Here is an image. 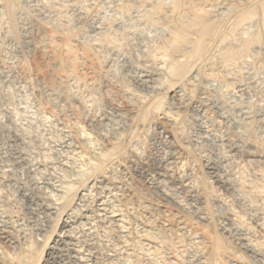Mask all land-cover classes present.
<instances>
[{
  "label": "rangeland",
  "instance_id": "obj_1",
  "mask_svg": "<svg viewBox=\"0 0 264 264\" xmlns=\"http://www.w3.org/2000/svg\"><path fill=\"white\" fill-rule=\"evenodd\" d=\"M110 2L0 0V264H50L51 248L58 264H264V162L229 142L237 110L263 103L212 76L224 48L264 39V0H182L216 26L176 62L165 27ZM164 156L161 192L150 177ZM226 212L244 243L221 233Z\"/></svg>",
  "mask_w": 264,
  "mask_h": 264
},
{
  "label": "bare ground",
  "instance_id": "obj_2",
  "mask_svg": "<svg viewBox=\"0 0 264 264\" xmlns=\"http://www.w3.org/2000/svg\"><path fill=\"white\" fill-rule=\"evenodd\" d=\"M54 1V0H53ZM73 1V0H72ZM92 1V0H90ZM96 1V0H95ZM110 4L112 3L115 8L119 10V12H125V13H131L137 9L143 10V17L148 21H158L160 25L164 28H166V36L165 39L163 38L164 42L161 47V49L167 54V58L169 57L172 61H175V58L181 51H183L184 47L186 46H193V50L196 52L198 49V45L201 44L204 40L208 37H210V34L213 31L214 26H216L214 23H212L213 19L211 18V11L209 10H203V9H195L192 11L190 8L187 10L184 9L189 13L191 12V17H189V20H184L181 16L182 11H185L182 9V0H174V2L169 6L161 5L157 0H110ZM164 1V0H163ZM169 1V0H168ZM186 1V0H185ZM79 2L83 3L84 6L89 2V0H79ZM184 2V0H183ZM61 3V2H60ZM91 3V2H90ZM108 3V1H107ZM162 3V2H161ZM66 4V3H65ZM111 4V5H112ZM188 4V3H187ZM81 5V6H82ZM109 5V4H108ZM110 5V6H111ZM184 5V4H183ZM77 6V5H76ZM80 6L78 11L83 10V8ZM109 6V7H110ZM189 6V5H187ZM79 7V6H78ZM194 7V6H193ZM45 8V7H44ZM66 8V7H65ZM114 8V9H115ZM209 8V7H208ZM86 9V8H84ZM142 10L139 13L142 12ZM86 10H84L85 12ZM115 11V10H114ZM113 11V12H114ZM138 11V10H137ZM136 11V12H137ZM209 11V12H208ZM109 12V11H108ZM80 13V12H79ZM78 13V14H79ZM134 13V12H133ZM132 13V14H133ZM183 12V14H188ZM54 14V13H53ZM137 14V13H136ZM141 15V14H140ZM37 16V15H36ZM80 16V15H78ZM186 16V15H185ZM222 16V15H221ZM47 17V16H46ZM120 17V16H119ZM124 17V16H122ZM130 17V15H129ZM186 18V17H185ZM45 19V18H44ZM116 19V18H115ZM141 20V18H140ZM144 20V21H146ZM245 20V19H244ZM24 21V20H23ZM120 21V20H119ZM47 22V21H46ZM93 22V21H92ZM157 22V23H158ZM150 23V22H149ZM154 23V22H153ZM115 24V23H114ZM214 24V25H213ZM240 24V23H239ZM122 25V24H121ZM131 25V24H130ZM126 26V25H125ZM251 26V25H250ZM143 27V25H142ZM151 27V26H150ZM24 28V27H23ZM216 28V27H215ZM117 29V28H116ZM234 30V29H233ZM125 31V30H124ZM137 31V30H136ZM236 31V30H235ZM126 32V31H125ZM133 32V31H132ZM191 33L196 34L197 40L195 44L190 41L189 35ZM135 35V34H134ZM193 35V34H192ZM247 35V34H246ZM103 36V35H102ZM213 36V35H212ZM242 36V35H241ZM241 38V37H240ZM245 38V37H244ZM238 39V38H237ZM243 40V39H242ZM160 43V42H159ZM224 43V42H223ZM206 44V42H205ZM154 45V44H153ZM195 45V46H194ZM202 45V44H201ZM202 45V46H203ZM226 46V45H225ZM156 47V46H155ZM156 49V48H155ZM160 49V48H159ZM153 50V49H152ZM187 50V49H186ZM189 51V50H188ZM192 51V50H191ZM151 52V51H150ZM186 52V51H185ZM190 53V52H189ZM154 54V53H152ZM162 54V53H161ZM163 54V55H165ZM197 54V52H196ZM262 54L264 58V39H260L259 36L256 34L251 36L249 39L244 40L239 45H229L228 48H224L219 57L221 58V63L218 64V67L212 71V76H215L214 79L218 82V84H221V86L225 87H235L236 90L245 92V91H252L254 93H257L259 95V99L261 101V105H258L259 108L252 109L247 107H242L237 110V115L231 119L234 123L235 128L237 129L236 134L234 136H231L229 139L230 142V150L236 152H243L245 147L252 148L257 151V154L254 157L260 159L264 162V92L259 91V83H257L256 78L253 74L254 66L258 61V55ZM147 55V54H146ZM166 56V55H165ZM163 56V57H165ZM157 59V58H155ZM167 59V60H170ZM156 61V60H155ZM212 60H210L211 62ZM264 61V60H263ZM157 62V61H156ZM164 62V61H163ZM174 62V63H175ZM182 63V62H181ZM260 63V62H259ZM264 63V62H263ZM173 64V63H172ZM196 64V63H195ZM186 66V65H185ZM183 65L174 64V74L177 76L182 70ZM215 68V67H214ZM260 68V67H259ZM131 69V68H130ZM186 69V67L184 68ZM261 69V68H260ZM172 70V69H171ZM146 71V70H145ZM171 72V71H170ZM262 72V73H261ZM262 76L264 77V65L260 71ZM132 74V73H131ZM152 74V73H151ZM170 76V75H169ZM180 76V75H179ZM209 76V75H208ZM178 77V76H177ZM262 77V79H263ZM140 78V77H139ZM147 78V75L145 74L143 77H141V82ZM149 78V77H148ZM213 78V77H212ZM190 79V78H189ZM212 80V79H211ZM261 84V82H260ZM151 87V85H149ZM224 87V88H225ZM178 89V88H177ZM201 89V88H200ZM205 89V88H204ZM185 93V92H183ZM253 93V94H254ZM177 94V93H176ZM204 94V93H203ZM208 94V93H207ZM221 94V93H220ZM222 95V94H221ZM208 96V95H207ZM179 101L185 102L186 96L184 94L179 95ZM213 98V97H212ZM208 100V99H207ZM216 101V100H215ZM213 103V102H210ZM240 103V102H239ZM185 104V103H184ZM216 104V103H215ZM240 105V104H239ZM261 106V107H260ZM229 107V106H228ZM234 107V106H233ZM229 109V108H228ZM206 115V114H205ZM1 120V119H0ZM230 120V121H231ZM52 123V122H51ZM111 123V122H110ZM1 124V123H0ZM118 124V123H117ZM9 128V127H8ZM11 130V129H10ZM201 136V135H200ZM229 138V136H228ZM2 139V138H1ZM0 139V140H1ZM91 139V138H90ZM224 139V138H223ZM213 140V139H212ZM228 140V139H227ZM164 141V140H163ZM209 141V140H208ZM11 144V143H10ZM5 145V144H4ZM166 145V144H165ZM211 146V145H210ZM227 146V145H226ZM90 147V146H89ZM6 148V147H5ZM69 148V147H68ZM244 148V149H243ZM16 151V150H15ZM222 151V150H221ZM74 153V152H73ZM256 153V152H255ZM3 154V153H2ZM17 155V154H16ZM160 156V155H159ZM247 156V155H246ZM78 157V156H77ZM251 157V156H250ZM169 158L162 157L159 159V167L156 169L154 176L151 178V185L154 189L160 190L161 192H164V181L166 179V167L168 165ZM223 162V161H222ZM253 163V162H252ZM255 163V162H254ZM262 163V162H261ZM150 164V163H149ZM221 166V164H220ZM206 168L208 170V174L215 180L216 183L223 186V188L230 193H236V188L233 187L234 185H231L228 183V179H222L220 173L218 174V165L215 164V162L212 164L209 163L206 164ZM3 169V168H2ZM232 169V168H231ZM138 174L147 175V172L143 170V167L139 165L136 168ZM234 170V168H233ZM4 171V170H3ZM258 171V170H257ZM232 173V172H231ZM258 173V172H257ZM152 174V173H150ZM263 174V173H262ZM220 175V176H218ZM223 175V174H222ZM224 177H226L224 175ZM211 178V179H212ZM233 178V177H230ZM229 178V179H230ZM264 179V178H263ZM173 184H176L177 186H183V181L178 179L172 180ZM150 183V182H149ZM231 183V182H230ZM191 187V186H190ZM164 190V191H163ZM173 191V190H172ZM88 192V191H87ZM188 192V191H187ZM239 193V191H237ZM236 193V194H237ZM26 194V193H25ZM227 194V193H226ZM243 194V193H242ZM42 195V194H41ZM238 195V194H237ZM235 195V196H237ZM246 195V194H244ZM261 195V194H260ZM52 196V195H51ZM164 196H168V194H165ZM254 196V195H253ZM89 197V196H88ZM174 197V196H173ZM239 198H241V193L238 195ZM263 197V196H262ZM52 198V197H51ZM244 198V197H243ZM249 198V197H248ZM252 198V197H251ZM236 199V198H235ZM41 201V200H40ZM240 201V199H239ZM247 201V200H246ZM42 202V201H41ZM248 202V201H247ZM82 203V202H81ZM241 204V203H239ZM250 204V203H249ZM261 204V203H260ZM256 205V204H255ZM258 205V204H257ZM37 207V206H36ZM43 207V206H42ZM230 207V205H229ZM47 208V207H46ZM84 208V207H83ZM55 209V208H54ZM76 209V208H75ZM230 209V208H229ZM250 209V208H249ZM51 210V209H50ZM256 210V209H255ZM253 209V212H255ZM264 210V209H263ZM204 211V210H203ZM51 212V211H46ZM121 212V211H120ZM256 213V212H255ZM114 214V213H113ZM197 216V215H196ZM109 222L117 229V222H119L116 218L117 215H110ZM220 218V231L223 233V235L229 236L234 241H240L243 242L244 239L240 232V230L235 227V225L232 223V214L230 212L224 213ZM88 220V219H87ZM121 223V222H120ZM49 226V225H48ZM119 226V225H118ZM113 228V229H114ZM264 228V227H263ZM119 229V228H118ZM88 230V229H87ZM90 231V230H89ZM118 231V230H115ZM95 232V231H94ZM43 233V232H42ZM248 234V232H246ZM80 234V232H79ZM94 235V234H93ZM250 235V234H249ZM253 237V236H252ZM59 238V237H58ZM37 240V239H36ZM80 241V240H79ZM81 241H83L81 239ZM85 242V241H84ZM245 242V241H244ZM243 242V243H244ZM57 243V241H55ZM62 244V242H60ZM77 243V242H76ZM87 243V242H86ZM80 244V243H79ZM59 245V244H58ZM113 246V245H112ZM258 247V246H257ZM251 247L247 246V250L251 251ZM117 249V248H116ZM59 251V250H58ZM65 251V250H64ZM121 251V250H120ZM61 252V251H59ZM110 252V251H109ZM56 250L54 248L50 249L49 255L52 262L50 264H58L56 263ZM71 256V255H70ZM102 256V255H101ZM60 259V258H59ZM198 260V259H197ZM49 262V261H48ZM64 262V261H63ZM86 262V261H85ZM88 262V261H87ZM62 264V263H61ZM85 264V263H84Z\"/></svg>",
  "mask_w": 264,
  "mask_h": 264
}]
</instances>
